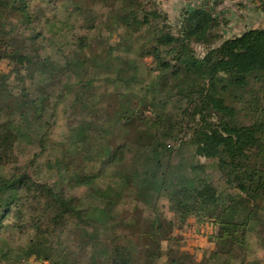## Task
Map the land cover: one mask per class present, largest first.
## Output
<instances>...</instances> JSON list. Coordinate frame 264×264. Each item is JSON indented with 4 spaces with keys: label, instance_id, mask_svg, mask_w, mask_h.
Returning a JSON list of instances; mask_svg holds the SVG:
<instances>
[{
    "label": "trees",
    "instance_id": "16d2710c",
    "mask_svg": "<svg viewBox=\"0 0 264 264\" xmlns=\"http://www.w3.org/2000/svg\"><path fill=\"white\" fill-rule=\"evenodd\" d=\"M35 1L0 0V57L11 60L21 80L25 79L22 71L83 68L88 63L87 52L91 56L97 52L86 36L78 40L83 56L81 52L68 56L65 65L57 64L56 68L52 58L42 55L41 19L47 16L35 8ZM64 1L68 9L83 18L88 29L95 26V7L91 3H98L109 8L108 20L115 21L117 28L134 35L148 33L140 55L153 58L160 88H170L181 104L178 115L172 116L167 102L155 98L154 87L146 84L134 90L140 69L135 60L121 56L114 59L117 48L113 44L100 51L106 59V73L105 78L99 77L115 89H107L97 103L88 105L95 95L91 92L95 82L90 79L80 84L83 91L75 104L89 109L90 114L83 116L79 127L70 128L67 137L76 142L79 156L91 155L120 164L125 159L124 145L112 144L120 126L135 137L139 151H146L124 179L122 176L119 185L101 186V174L77 164L74 156L62 158L60 170L68 175V181L92 187L100 199L94 207L96 214L91 212V205L84 206L64 187L37 178L31 171L32 163L14 174L0 171V239L6 232L28 234L22 248L25 256L51 264H156L164 256L167 264H215L211 262L214 259H219V264H261L258 259H248V248L254 231L263 239L259 227L264 226V108L243 100L238 93H245L255 84L264 86V28H248L221 39L217 16L201 6L185 8L174 25L158 0ZM195 45L203 51L197 52ZM6 79L0 74V90ZM226 92L234 94L240 106L232 104ZM17 95L20 98L12 105L0 93V108H9L24 120L34 112L31 118L41 122L51 96H32L26 87ZM149 109L155 110V117L145 114ZM49 132L41 138L43 147ZM17 140L15 130L0 124V157ZM185 144L192 147L195 157L216 162L226 190H220L207 176H193L199 170L205 171L199 162L190 165L189 176L179 177L176 168H163L164 152L173 150V145L183 148ZM120 185L138 194H151L152 190V196L165 191L179 221L190 216L200 223L213 221L217 227L210 236L217 245L213 257L197 262L190 252L171 246L163 250L162 242L173 239L174 222L159 213L146 216L142 211L135 217L138 220L127 222L128 228L120 232ZM71 224L84 234L76 247L66 246L56 237Z\"/></svg>",
    "mask_w": 264,
    "mask_h": 264
},
{
    "label": "rangeland",
    "instance_id": "374dc122",
    "mask_svg": "<svg viewBox=\"0 0 264 264\" xmlns=\"http://www.w3.org/2000/svg\"><path fill=\"white\" fill-rule=\"evenodd\" d=\"M158 1L160 9L168 14L169 21L174 25L179 20L182 11L187 7L201 6L210 9L219 20L218 32L221 39L238 35L248 28H264V0ZM34 4H36L35 8L38 11H43L44 15L47 16H42L41 19V28L44 32V37L40 38L42 55L52 58L56 62V68L58 65H65V61L69 58L68 56L75 53L80 54L79 52L83 56V52L80 51L78 46V40L81 36H86L93 51L97 52L92 56L90 52H87V55L85 54L88 58V63H85L83 68L65 71V67L63 69L60 67V69L52 71L47 69L48 71L37 70L31 73L22 71L24 80H21L16 75V67L9 58L0 57V74L7 76V82L1 87L0 93L9 103L16 105L17 99L20 98V95L17 94L23 87H26L32 96L35 94L37 96L41 93L51 96L41 122H36V120L31 118V116L35 115L34 112L24 120L21 115H13L9 108H0V124H7L18 135V140L13 144L11 149L0 157V171H4V173L10 175L20 172L22 167H26V165L32 163L31 171L37 178L64 187L69 194L78 196L84 206L91 205V212L96 214L98 210H94V207L95 204H100V199L97 196L95 197V191L92 187L79 186L73 180L68 181L66 177L68 175L60 170L61 166L59 162L62 161V158L66 155L69 157L74 156L76 157L77 164H81L82 167L101 174L98 180L101 186H106L110 183L112 185H119V183L123 182L122 176L124 179L127 170L131 169L135 163H138L139 156L146 151H139V146L134 141L136 140L135 137H130L120 126L116 128V136L112 141L114 146L124 145L122 149L125 159L120 164L114 165V163H110L104 158L101 161V159H97V157H92L91 155L85 157L83 155L79 156L76 142L69 140L67 137L70 133V128L79 127L83 116L90 114L89 109L84 110L82 106L75 104V99L83 91L79 87L80 84L90 79L95 82V87L91 89V92L95 95H93V99L92 101L90 100L88 105L97 103L102 97V93L107 89H115L112 83L103 81L99 77L104 76L105 78L106 73L104 72L106 70V59L103 58L104 54L102 52L106 51L109 45L112 46L113 44L114 48H117L113 56L114 59L117 60V56H121L122 58L128 57L133 61L135 60V63L139 64L140 69L138 75L139 84L135 85L134 90L138 89L136 91H139L146 84L154 87L153 94L155 98L157 97L167 102L168 112L172 116L178 115L181 103L178 96L170 88H166L165 90L160 88L158 84L159 71L157 70V63L153 58L151 56L140 55V49L147 37L145 35L148 33H136L134 35L132 31L124 32L123 29L117 28L115 21L109 22L108 20L109 8L103 7L102 4L91 3L95 7L92 15L95 26L92 29H88V25H84V20L79 14L74 12V10L68 9V4L64 0H37ZM46 18H49V21ZM194 47L199 53L203 51V47L199 45H195ZM100 51H102L101 54ZM97 60L98 63L96 62ZM142 94H144V91ZM225 94L232 104L240 106L237 98H234V94L231 95L229 92ZM238 94L243 96V100L247 99L249 103L254 102L264 108V86L255 84L252 88L250 86L245 93ZM158 112L159 110L156 113ZM145 114L153 118L155 117V110L149 109ZM49 130L50 132L47 134L49 137L47 139L48 142L43 147L41 138ZM172 147L173 150L166 151L162 155L163 168L171 169L173 167L179 170L177 176H189L192 172L190 165L199 162L204 166L205 171L201 173L199 170L193 176L196 174L207 176L212 179L213 183L220 190L227 189L216 162L207 160L204 157H195L193 155L194 151L189 145L185 144L183 148L173 145L171 149ZM74 153L76 154L74 155ZM36 154L40 155L34 160ZM93 158L96 159L94 160ZM120 186L119 188L121 189ZM124 186L121 189L122 199L118 207L120 232L128 228L127 222L133 223L135 219L138 220L135 217L142 211L146 216L150 213H159L167 216L169 220H173L174 222L171 232L173 239L162 242L163 250L167 251L171 246L190 252L197 262L202 261L204 258L213 257V250L217 247L216 243L211 241L210 238L212 233L217 229L213 221L207 220L204 223H200L197 222L195 216H190L184 222L179 221L177 213L170 209V203L165 191L159 196H152L151 194L154 193H152V190L151 194L145 195V193L138 194L133 188ZM125 216L128 219L124 223ZM72 224L68 230L66 229L56 235L61 242L70 247L81 241V237L84 235L80 229L78 230ZM260 229L263 239L257 237L254 231L248 248V259H255V261L258 259L261 261V264H264V226H260ZM196 234L197 236H208L207 245H199L200 242L194 243L193 239H199V237L194 236ZM5 237H7L6 240L4 239ZM27 240L28 234L17 232L14 234L4 233L3 238L0 239V264H51L50 261L35 256H25L22 248L27 243ZM138 242L136 240V243ZM82 253L80 251V255H83ZM211 262L219 264L221 261L214 259ZM156 264H167L166 257L164 256Z\"/></svg>",
    "mask_w": 264,
    "mask_h": 264
},
{
    "label": "crops",
    "instance_id": "0c3cea01",
    "mask_svg": "<svg viewBox=\"0 0 264 264\" xmlns=\"http://www.w3.org/2000/svg\"><path fill=\"white\" fill-rule=\"evenodd\" d=\"M194 236L195 237H199V239L198 238H195V239L192 240L194 243L200 242L199 245H207V238H208V236H206V237L197 236V234L194 235Z\"/></svg>",
    "mask_w": 264,
    "mask_h": 264
}]
</instances>
